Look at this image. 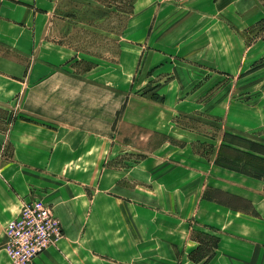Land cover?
Listing matches in <instances>:
<instances>
[{"label": "crops", "instance_id": "0c3cea01", "mask_svg": "<svg viewBox=\"0 0 264 264\" xmlns=\"http://www.w3.org/2000/svg\"><path fill=\"white\" fill-rule=\"evenodd\" d=\"M139 3L135 0L133 14ZM54 5L55 0H0V111L15 118L0 129V264H10L5 227L29 197L52 208L64 233L32 264H203L205 259L191 257L202 245L191 236L197 230L217 238L204 264H264L261 178L222 176L220 184L187 192L177 177L149 188L139 182L130 186L129 168L108 165L125 152L120 146L115 152V110H105L98 127L68 122L66 109L47 113L44 104L66 91L73 96L96 87L129 91L149 52L143 44L150 33L146 27L143 41L129 46L137 51L132 69L125 65L128 48L122 44L116 61L80 59L45 36ZM82 61L93 65L80 71ZM175 84L170 75L152 91L125 97L121 121L168 133L176 114L165 89ZM251 107L257 110L254 102ZM259 119L262 128L264 116ZM253 125L237 129L258 128ZM5 146L11 150L8 161L1 159ZM144 162L138 160L137 169Z\"/></svg>", "mask_w": 264, "mask_h": 264}, {"label": "rangeland", "instance_id": "374dc122", "mask_svg": "<svg viewBox=\"0 0 264 264\" xmlns=\"http://www.w3.org/2000/svg\"><path fill=\"white\" fill-rule=\"evenodd\" d=\"M129 1L55 0L45 36L68 46L80 59L116 61L122 44L128 48L125 65L132 69L137 51L129 46L143 41L146 27L150 33L143 44L149 52L139 62L135 85L129 91L96 87L74 96L66 91L64 97L55 96L44 104L47 113L66 109L68 122L98 127L104 111L115 110V152L118 146L125 152L108 165L129 168L130 186L139 182L149 188L177 177V184L187 192L194 186L220 184L222 176L241 174L218 165L243 167L239 151L264 159L259 154L264 152V127L259 126V117L264 116V0H141L132 16L127 13ZM91 65L82 61L78 69ZM153 71V79L147 82ZM170 75L179 85L165 89L171 96L168 107L176 114L168 133L121 121L125 97L152 91ZM11 119L15 118L0 111V129ZM251 122L258 128L237 129H250ZM10 153L5 146L1 159L8 161ZM142 158L145 162L137 169L135 164ZM213 195L222 198L216 192ZM191 236L202 244L191 257L197 262L206 259L215 236L205 230Z\"/></svg>", "mask_w": 264, "mask_h": 264}, {"label": "built area", "instance_id": "2783aa9c", "mask_svg": "<svg viewBox=\"0 0 264 264\" xmlns=\"http://www.w3.org/2000/svg\"><path fill=\"white\" fill-rule=\"evenodd\" d=\"M63 237V229L52 208L29 197L5 227L4 248L10 264H32L48 248L56 247Z\"/></svg>", "mask_w": 264, "mask_h": 264}, {"label": "trees", "instance_id": "16d2710c", "mask_svg": "<svg viewBox=\"0 0 264 264\" xmlns=\"http://www.w3.org/2000/svg\"><path fill=\"white\" fill-rule=\"evenodd\" d=\"M133 1L134 0L129 1L130 10H129V12H127L128 15L132 14V11H133L132 2ZM236 145L243 147L244 149L249 150L251 152L257 153V151L253 150L249 146H243L240 144H236ZM221 148H223V147H221ZM238 153H239V155H241L243 157L242 159L239 160V165H240V163H242V164H244L243 167H235V166H230V165H226V164H218V165H220L221 167H224L226 169H230L232 171H235V172H238V173L250 176V177H257V178L264 177V159L263 158H257V156L252 155V154H248L246 152L239 151ZM259 154L264 156V152L259 153ZM216 245H217V238L214 237V244L212 245V250L207 255L206 259L204 260V263H206L212 257L214 250L216 248ZM198 250H199V248L196 251H198Z\"/></svg>", "mask_w": 264, "mask_h": 264}]
</instances>
